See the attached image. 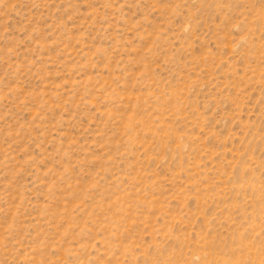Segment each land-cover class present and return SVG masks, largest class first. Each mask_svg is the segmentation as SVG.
<instances>
[{
  "label": "rangeland",
  "instance_id": "374dc122",
  "mask_svg": "<svg viewBox=\"0 0 264 264\" xmlns=\"http://www.w3.org/2000/svg\"><path fill=\"white\" fill-rule=\"evenodd\" d=\"M0 264H264V0H0Z\"/></svg>",
  "mask_w": 264,
  "mask_h": 264
}]
</instances>
